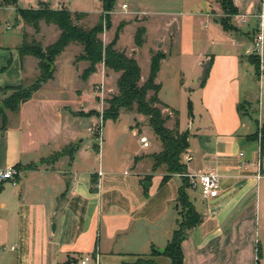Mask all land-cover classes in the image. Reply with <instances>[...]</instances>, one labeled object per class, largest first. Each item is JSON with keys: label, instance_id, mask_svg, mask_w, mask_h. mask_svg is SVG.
Returning <instances> with one entry per match:
<instances>
[{"label": "crops", "instance_id": "0c3cea01", "mask_svg": "<svg viewBox=\"0 0 264 264\" xmlns=\"http://www.w3.org/2000/svg\"><path fill=\"white\" fill-rule=\"evenodd\" d=\"M27 1V5H21L22 2L17 0L20 3L18 6L21 5V9H37L40 3H44L52 10L66 9L71 13H84L87 15L85 19H98L102 15L101 9L95 10L93 3V10L86 6L80 9L79 0L74 3L68 0H37V6L34 7L31 0ZM232 1L238 12L232 19L238 30L236 33L225 32L213 16L211 11L215 9L213 6L217 0L118 1L121 6L126 5V14L141 18L145 31L152 16L165 17V30H171L176 25V18L183 16L195 19L198 26L204 22L203 28L212 22V33L217 36L232 35L231 46L229 43L221 44L231 52L211 59L205 82L202 87L194 90L199 93L196 100L190 102L193 113L188 123L191 125L186 149L188 153L184 152L181 160L184 155L191 156L192 160L185 165L189 174H218L221 191L218 199L209 202L201 199L202 208L190 199L192 190L186 191L203 220L188 232L187 239L181 244L183 264H249V261L250 264H260L261 261L264 264V256L258 260L257 256L243 253L238 246L239 234L230 232L235 228L245 230L247 224L251 223L253 212L257 214L258 186L264 178L259 160L262 156L259 144L246 139L250 131L242 132L245 122L237 112L241 102L252 104L254 101H247L241 95L240 59L249 52L253 33L257 31L253 20L264 17V0ZM98 4L101 8V0H98ZM176 28L178 30L177 25ZM56 33L58 36V31ZM18 41L15 39L14 45L8 41L0 44V88L27 86L28 81L30 83L38 76L37 60L26 56L21 61L18 55L21 34ZM160 41L159 47H163V39ZM78 48L82 51L81 46ZM158 48L153 45L149 51L156 54ZM200 55L205 58L203 55L207 54ZM60 56L54 63L53 78L21 105L18 114L7 113L6 129L0 130V171L14 168L15 165L30 167L19 172L17 184L12 185L14 190H6V183L0 182V264H80L85 256H97L99 264H130L139 258L153 259L156 264H171L170 259L166 261L162 257L163 253L151 258L152 249L164 250L179 221L176 204L181 178L173 175L167 183L161 185L164 170L158 169L154 171L159 175L157 178L150 179V182L145 180L150 177L148 171H152L150 156L160 149L156 148L150 154L143 152L133 158L136 171L131 175L123 172L124 176L129 177L124 182L126 188L116 183L111 169L101 160L97 168L90 166V157L81 149L75 153L71 162L64 156L47 160L78 141L75 136L68 138L64 130L68 129L67 123L74 117L77 118L79 113L86 114L89 110L87 108L65 114L61 110L64 104L58 103L54 106V125L44 124V111L52 106L49 101L52 96L41 92L55 84L58 75L56 62ZM167 59L165 56L161 61L160 69ZM243 60L246 63V59ZM81 64L85 66L86 63L80 62L78 67L71 65L75 71L72 75L74 81H79L80 75L77 72L81 70ZM102 69L105 70L103 66ZM252 73L253 70L250 71L248 84L254 83ZM257 83L260 92V81ZM77 92L80 96L81 92ZM246 95L249 96L247 91ZM101 107L102 103L97 111L101 112ZM96 117L89 118L101 119L99 115ZM193 122L196 123L194 128ZM185 125L179 118L181 131L188 127ZM244 143L256 144L255 163L251 162L252 157L243 161L244 155L238 148ZM224 146L233 148L234 159L225 153ZM141 149L144 150L143 147ZM100 150L99 146V153ZM144 163L148 164L146 170H140ZM99 172L101 176H98ZM144 183H149L147 190ZM57 215L58 219L53 224L55 228L49 231L48 222ZM163 221L166 222L165 232H162L163 244L156 246L155 228H159ZM254 231L256 236V229Z\"/></svg>", "mask_w": 264, "mask_h": 264}, {"label": "rangeland", "instance_id": "374dc122", "mask_svg": "<svg viewBox=\"0 0 264 264\" xmlns=\"http://www.w3.org/2000/svg\"><path fill=\"white\" fill-rule=\"evenodd\" d=\"M20 1L22 2L21 5H27V0ZM31 1L32 7L37 6V0ZM75 1L78 0H68L69 3H74ZM88 1L89 0H79L80 9L84 8L81 6H86L90 10H93V3L95 10L100 11L101 9L102 11V7H99L98 0H92L91 2ZM18 2L16 3V6L10 8H2L0 6V44L8 41L11 45H14L15 39L16 42H19L18 39L20 34L22 35L23 33L28 42L33 40L40 44L42 48L50 45L51 42L56 39L57 29L52 27V25L40 23L39 32L35 33L32 28L23 24H17L15 22V17L17 16L15 9H21V5L18 6V4H20ZM83 2L88 3L81 5ZM255 3L257 2L255 1ZM122 6L118 4V2L114 5L113 10L109 13L111 26L108 30H105L102 35H100V39L102 40L103 44L109 43L113 39L118 26L120 24H124L123 28L119 32V42L116 43V49L119 51H124L128 56L136 58L141 68L142 82H144L148 76L150 58L155 54L154 51H149V48H153V45L158 48L161 44L160 40L163 39L164 46L159 47L158 52L162 54L164 52L168 59L161 67L160 72L158 73L155 80L156 83L161 86L158 98L168 111L177 112L180 120L186 124L185 126H187L192 120L188 115L187 105L190 102H194L199 93L192 90V88L197 84L201 77V66L208 60V58L212 59L213 57L216 58V56H224L229 54L231 51L224 49L221 44L224 43L226 45L229 43V46H231L232 35L230 36V34H222L223 36H217L212 33V22H210L206 28H203L205 24L204 22L201 23V26H198V23L195 19L191 20V18H185L183 16L176 18L178 30L176 25L171 30H165L163 27L165 25V17L152 16L150 17L152 20L150 21V25L147 26V31L144 29V34L140 38L142 45L137 47L134 40L137 36V30L143 28L141 23L142 20L139 16L133 17L126 14L125 9H123ZM213 7L215 8H213L214 10L211 11L213 16L217 19L224 18V12L221 9L219 0H217L216 4L214 3ZM99 18L84 19L81 21L80 25H83L86 28L93 27L98 23ZM253 23L257 25V31L253 33L254 36L251 40L254 42L256 41L257 35H262L264 60V17L254 19ZM129 24L130 27H128ZM104 41H106V43ZM211 41H214L215 43H210ZM233 44L235 45L236 43L233 42ZM78 47L79 45L73 44V46H69V48L63 52L64 54H61L60 58L56 62L58 66V75L55 84H51L48 88L41 92L42 94L52 96V98L49 99L52 106L50 105L44 111V124L46 125H54L56 121L54 106L58 103L64 104V108H61V110L64 111L65 114L68 112L76 113L89 108L88 112H95L97 115L101 116L103 110L105 109V100L116 94V76L113 74L108 75L106 71L102 69V66H98L96 73L84 81L80 79V76L87 68V63L85 66L81 64V70L79 69L77 72L80 75L78 78L79 81H74L72 75L75 71H73L71 65L73 64L74 66H79L78 63L80 62L75 61L76 57L81 54V50ZM236 49L237 48H235V50ZM201 53L207 54L203 55L205 58L200 55ZM250 56H253V54L248 52L240 59L241 67L239 72L241 80V95L246 97L245 100H254L249 107H243L241 110L242 119L243 122H245V127L243 128L242 132L246 133L250 131L249 135L255 133V131L264 121V75L260 82L259 92V85L257 83L260 78L259 62V78L257 79L253 72L252 77L254 83L248 84L247 80L250 75V71L252 72L253 70L250 63H247L246 59L248 57L250 58ZM244 58L246 59V63L243 60ZM36 78L32 80L30 79L31 81L30 83L28 81L27 86L34 84ZM77 91L81 92L80 96L78 95ZM246 91L248 92L249 96L246 95ZM9 94L10 92H0V100L4 99ZM258 99H260V102H258ZM101 103L102 107L100 112L97 110H99ZM162 111L163 115L165 117L168 116L170 120L166 123V127L173 129L176 116L174 114H170L166 110ZM192 113L193 112H191V115ZM96 118H88L78 115L77 118L74 117L70 123H67L68 129L64 130V132H67L68 138H73V136H75V139L78 141H75L74 144H71L68 148H66L60 154V156L67 157L71 162L75 153L81 149L85 153L87 152V155L90 157V160L88 161L90 166H95L97 168L99 160H101V163L108 165V168L111 169L113 173L112 177L116 183L122 185V188H126L127 186L124 185V182L127 181L129 177L124 176L123 172L131 175L136 171V168H134L133 164V158L136 155L142 154L143 152L146 154L153 153L156 151V148L160 149V143L153 134L152 129L148 126L147 119L143 116L136 115L134 113L122 112L117 121H107L104 124L101 119ZM100 124L102 125L100 133L101 143L98 142L97 135H93L91 132L95 129L94 127H98ZM195 126L196 123L194 124L193 122V128ZM178 131L180 134L184 132L180 129ZM65 137L66 133L64 135V139ZM141 137H146L149 144L148 148H144V150L141 149L142 146H140L141 144L139 143V139ZM80 140L82 141L80 142ZM64 142H66V139ZM99 146L101 148L100 153ZM225 148V153H228L229 157L234 159V157H232L233 148L224 146L223 149ZM256 150L257 148L255 143H244L242 147L238 148V151L244 155L243 161L245 162V159L247 160L248 157H252V163L257 161ZM185 153H188L187 150ZM55 158L58 157L53 155L47 160L52 161ZM259 160L264 173V151L262 152V156ZM147 165V163L142 164L141 167L143 168H140V170H146L145 168ZM27 168L30 167H20V171L22 172ZM17 172L19 173V171ZM148 172L151 180L159 176L158 173H152L151 170ZM5 183L6 185L4 188L6 190H14L12 184H8V182ZM120 191L122 192V189ZM257 196L258 212L256 215H254L255 211L253 212L251 223L249 222L247 224L245 230L235 228V230L230 232H234L237 235L239 234L238 246L242 249L243 253L245 252L246 255L249 256L252 254L257 256V247H259L261 254L259 259H261V257L264 256V178L259 183ZM190 199L192 201L195 200L197 207L202 208V206H200L201 198L197 192L191 191ZM54 201L57 204L56 198ZM203 209L205 208L203 207ZM57 217L58 215L53 217L50 223L48 222L49 231H51L52 225L55 224L54 222H56L58 219ZM241 217L243 218V216ZM256 219L257 225L255 224ZM164 223L166 222L163 221L159 228H155V233L157 235L155 239L156 246L163 244L162 232H165ZM255 229L256 236L254 231ZM257 243H260V245ZM161 249L163 248H158L157 250ZM162 257L167 259L166 261H169L167 256L164 255ZM249 258H252V256ZM250 262L251 261L248 263L250 264ZM262 262L263 261L259 263L262 264Z\"/></svg>", "mask_w": 264, "mask_h": 264}, {"label": "trees", "instance_id": "16d2710c", "mask_svg": "<svg viewBox=\"0 0 264 264\" xmlns=\"http://www.w3.org/2000/svg\"><path fill=\"white\" fill-rule=\"evenodd\" d=\"M119 0H101L102 15L98 23L86 28L81 24L87 15L84 13H71L66 9L52 10L48 5L40 3L37 9H19L15 12L17 24L26 25L39 32L40 23L54 26L58 31L57 39L51 45L42 48L35 41H27L25 35H21V45L17 49L18 55L23 60L29 56L37 60L38 76L34 84L29 86L5 87L0 88L1 93L10 92L4 99L0 100V130L4 131L7 126V113L18 114L21 105L29 101L43 84L53 78L55 72L54 63L56 59L72 44L81 46V54L75 59L77 62L87 63V68L82 72L80 79L87 80L89 76L96 73L97 67L102 65L108 75L116 76V94L105 100V109L102 112V122L117 121L122 112L134 113L147 119L148 126L160 143V151L152 154V172L163 169L164 176L161 185L167 183L173 175L186 172V166L182 163L181 155L185 152L182 148L179 133V115L175 111H168L160 102L158 94L161 86L156 83V77L160 70L161 61L165 58L164 54L156 53L150 58L149 73L144 82L141 81V68L137 60L128 56L124 51L115 48L119 38V32L124 24H120L113 39L104 45L100 35L110 28L109 13ZM17 0H1L2 8L16 6ZM224 18L217 19V22L225 32L236 33L238 30L233 24L232 19L238 15L237 9L232 0H219ZM135 44L137 47L142 45L141 36L144 28L136 32ZM252 57V58H251ZM253 68L254 75L259 78V57L254 55L246 58ZM211 64V59L209 60ZM205 81H202L200 87ZM248 102H241L237 107V112L242 119L241 110L249 107ZM188 115L191 116V103L187 105ZM166 110L176 116L173 129L166 127L169 120L168 116L163 115ZM84 117L98 116L95 112L86 114L79 113ZM248 141L257 142L260 152L264 151V121L255 133L246 136ZM69 147V146H68ZM67 147V148H68ZM66 149V148H65ZM64 149V150H65ZM63 150V151H64ZM62 151V152H63ZM61 152V153H62ZM56 154L59 157L60 154ZM20 165H15L14 169L20 172ZM32 168V167H31ZM182 184L178 189L176 210L179 221L177 228L173 231L170 241L164 248L163 255L171 260V264H183V253L181 244L187 239L188 232L199 226L203 220L192 205L186 191L190 189L187 178L180 177ZM150 182V177L145 179ZM158 254L157 250L152 249L151 258ZM260 249L257 247V259L260 258ZM129 264V263H122ZM130 264H156L153 259L139 258Z\"/></svg>", "mask_w": 264, "mask_h": 264}, {"label": "built area", "instance_id": "2783aa9c", "mask_svg": "<svg viewBox=\"0 0 264 264\" xmlns=\"http://www.w3.org/2000/svg\"><path fill=\"white\" fill-rule=\"evenodd\" d=\"M123 9H126V5L122 6ZM8 29V28H7ZM250 54H254L259 57L260 62V78L259 81L263 77L264 73V60H263V38L262 35L259 34L256 37V41H254L249 49ZM102 121V117H101ZM95 129L91 131L97 135L98 142L101 143L100 133L102 125L98 127H94ZM139 143L143 148H148V141L146 137H141L139 139ZM192 160L190 155H184L182 158V163L186 165ZM19 173L14 168H8L6 170L0 171V182H10L12 185L17 184V177ZM98 176H101V173H98ZM178 177H184L188 179L190 189L198 193L200 198L209 202L219 198V193L221 191L220 184V176L216 173H198V174H189L187 172L183 174H178ZM80 264H99V259L97 256H85L81 259Z\"/></svg>", "mask_w": 264, "mask_h": 264}, {"label": "water", "instance_id": "95a60500", "mask_svg": "<svg viewBox=\"0 0 264 264\" xmlns=\"http://www.w3.org/2000/svg\"><path fill=\"white\" fill-rule=\"evenodd\" d=\"M210 67V61L207 60L203 65H202V73H201V77L197 83V85L195 87L192 88V90H196L199 89L202 81H205L206 76H207V71ZM74 115V114H73ZM190 129H191V125H188V127L184 130V132L181 134L180 137V141H181V145L182 148L184 150H186L188 148V139H189V135H190ZM143 186L145 187V189L147 190L149 188V183H144ZM54 225H52V231L54 230ZM158 253H163L164 250H158Z\"/></svg>", "mask_w": 264, "mask_h": 264}]
</instances>
